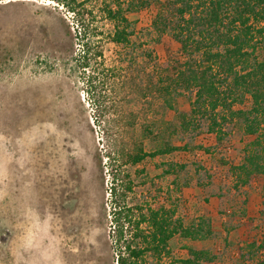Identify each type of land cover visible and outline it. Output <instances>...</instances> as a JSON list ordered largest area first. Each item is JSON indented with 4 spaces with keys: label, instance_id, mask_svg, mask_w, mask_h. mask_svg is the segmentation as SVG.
<instances>
[{
    "label": "rangeland",
    "instance_id": "374dc122",
    "mask_svg": "<svg viewBox=\"0 0 264 264\" xmlns=\"http://www.w3.org/2000/svg\"><path fill=\"white\" fill-rule=\"evenodd\" d=\"M155 14L152 5L129 19L140 32ZM72 21L55 1L0 0V264H117L107 219L111 169L120 177L122 170L131 173L130 197L143 199L155 194L153 182L171 183L162 164L179 160L191 163L180 175L190 182L182 214L213 224L212 238L191 243L217 255L205 264H231L239 246L263 240L264 177L244 189L245 215L238 223L229 218L240 216L238 193H227L222 172L214 170L221 157L241 162L249 137L239 122L229 125L230 136L218 147L203 129L189 153L148 157L137 166L126 162L139 149L154 153L166 142L179 144L173 134L177 111H189L190 103L181 97L168 109L148 82L154 66L167 60V48L175 53L179 44L170 35L161 43L141 41L139 33L134 40L149 43L146 49L123 50L105 38V67L84 71L75 61L79 45L72 46L67 33ZM104 28L112 30L108 22ZM148 48L152 63L143 56ZM259 56L264 58V49ZM194 143L212 155L193 152ZM192 164L211 167L214 184L199 188L197 180L206 185L207 175L195 173ZM183 244L179 238L171 242L175 257L186 256Z\"/></svg>",
    "mask_w": 264,
    "mask_h": 264
},
{
    "label": "trees",
    "instance_id": "16d2710c",
    "mask_svg": "<svg viewBox=\"0 0 264 264\" xmlns=\"http://www.w3.org/2000/svg\"><path fill=\"white\" fill-rule=\"evenodd\" d=\"M55 1L72 16L67 33L75 52L78 69L92 68L93 64L105 67L103 42L105 38L127 50L141 49L150 42L161 43L170 35L179 44L173 53L167 48V60L155 65L148 77L150 86L165 107L173 110L181 97H187L190 110L177 111L178 125L173 127L176 141L166 142L154 153L139 149L127 157L128 163L137 166L148 157L170 154L175 151L189 153L196 136L205 133L215 136L216 145L230 136L228 127L239 122L249 137L240 163L220 158L225 191L238 193L240 216H229L231 222L243 221L246 205L245 188H250L258 176L264 177V0H49ZM155 5L156 14L150 28L137 32L129 15ZM112 30H105L106 23ZM148 37L149 43H137ZM142 41V40H141ZM149 49V48H148ZM143 56L154 62L153 50ZM74 50L70 49L72 53ZM104 85V82H103ZM89 91L87 95L89 96ZM190 135V139L187 136ZM194 136V137H192ZM175 141V140H174ZM175 143V144H174ZM194 149L212 155L210 148L194 143ZM191 164V163H190ZM183 160L163 163L162 175L172 176L167 187L153 182L154 192L135 199L131 173L111 169V187L107 203V219L111 227L117 264H205L218 258L208 248H195L192 242L206 241L214 236L212 221L205 216L188 218L182 214L184 189L189 181L181 182V173L190 166ZM195 173L203 171L207 184L197 180L201 189L212 186V168L192 164ZM116 171V170H115ZM224 186H221L222 190ZM216 195L211 190V194ZM223 198L222 193L217 194ZM209 201V196L205 198ZM227 236L229 230H226ZM225 237V248L229 240ZM179 238L186 256L175 257L171 242ZM231 264H264V239L247 242L238 247ZM226 264V263H225Z\"/></svg>",
    "mask_w": 264,
    "mask_h": 264
}]
</instances>
